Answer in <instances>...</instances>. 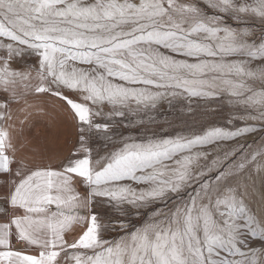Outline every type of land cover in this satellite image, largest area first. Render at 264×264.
<instances>
[{
  "label": "snow or ice",
  "instance_id": "6c2138e0",
  "mask_svg": "<svg viewBox=\"0 0 264 264\" xmlns=\"http://www.w3.org/2000/svg\"><path fill=\"white\" fill-rule=\"evenodd\" d=\"M0 264H264V0H0Z\"/></svg>",
  "mask_w": 264,
  "mask_h": 264
},
{
  "label": "rangeland",
  "instance_id": "374dc122",
  "mask_svg": "<svg viewBox=\"0 0 264 264\" xmlns=\"http://www.w3.org/2000/svg\"><path fill=\"white\" fill-rule=\"evenodd\" d=\"M192 110L189 111V106L186 101H174L172 105H169L166 101L162 103L157 110H155L152 115L155 117L156 121L158 123H164L166 121H173L177 122L179 124L180 121L184 120L187 121L189 124L196 123L197 121H203L209 119V117H206L203 115V113L207 110L203 105H197L196 103H193L191 105ZM59 112H63L64 110L62 108H58ZM69 120L70 118L67 115H60V121L63 124L62 121ZM147 119V118H145ZM212 119L216 120L218 123L223 124V120L219 117H213ZM71 121V120H70ZM59 122V119H58ZM60 123V124H61ZM70 124V125H69ZM64 125V124H63ZM68 125L70 126V133H71V142L68 146L67 150L64 151L62 154V157L68 155L69 150L73 148V145L76 143V130L72 126V122H68ZM183 126V125H180ZM118 132H123L124 135H138L137 132L131 129H125L123 126L117 129ZM92 148L94 150L95 154L103 155L106 150V142L102 137L96 138L92 142ZM253 207H257V205L254 203ZM98 210L101 212L102 215L105 216V218L111 217L116 215L113 213L106 204H102L99 206ZM131 220H135L136 217H131ZM110 235H115L114 233H111Z\"/></svg>",
  "mask_w": 264,
  "mask_h": 264
},
{
  "label": "crops",
  "instance_id": "0c3cea01",
  "mask_svg": "<svg viewBox=\"0 0 264 264\" xmlns=\"http://www.w3.org/2000/svg\"><path fill=\"white\" fill-rule=\"evenodd\" d=\"M59 106L47 108L48 115L43 117H34L31 128L25 129V135L32 142V145L39 151L43 152L47 163V158H51L53 165L59 163L62 154L67 150L71 142L69 120L63 124L60 121V115H67L66 112H59ZM59 119V122H58ZM61 123V124H60ZM19 247V245H17Z\"/></svg>",
  "mask_w": 264,
  "mask_h": 264
}]
</instances>
